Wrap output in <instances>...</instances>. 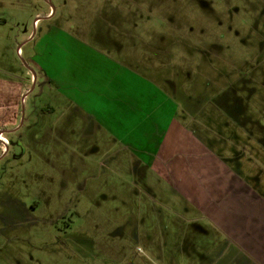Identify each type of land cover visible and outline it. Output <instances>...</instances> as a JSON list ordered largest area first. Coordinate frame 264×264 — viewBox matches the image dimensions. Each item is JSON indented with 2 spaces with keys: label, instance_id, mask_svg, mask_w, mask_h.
Wrapping results in <instances>:
<instances>
[{
  "label": "rangeland",
  "instance_id": "rangeland-1",
  "mask_svg": "<svg viewBox=\"0 0 264 264\" xmlns=\"http://www.w3.org/2000/svg\"><path fill=\"white\" fill-rule=\"evenodd\" d=\"M8 74L37 82L4 134L0 264H252L161 175L133 176L146 155L62 114L79 89L131 91L138 78L177 103L211 152L231 160L237 151L243 180L264 199V0H0V77ZM171 112L161 111L164 122ZM146 114L130 118L138 125Z\"/></svg>",
  "mask_w": 264,
  "mask_h": 264
},
{
  "label": "crops",
  "instance_id": "crops-1",
  "mask_svg": "<svg viewBox=\"0 0 264 264\" xmlns=\"http://www.w3.org/2000/svg\"><path fill=\"white\" fill-rule=\"evenodd\" d=\"M77 77L79 81L81 77L80 70L77 72ZM89 77L91 78L90 75ZM45 79L47 83L54 84L51 78L45 77ZM33 80L37 82V75L33 76L31 74L28 83L24 79L11 74L0 77V130L4 134L15 131L19 126L20 122L17 121V117L22 105L21 97L29 92ZM139 83L141 84L140 88ZM144 83V81L138 82V78H136L131 91H128V86L121 87V84H119V87L113 92L108 90L102 93L103 91H101V95L94 94V97L82 94V96L86 95L87 99L95 98L100 103L101 101L104 102V105L102 103L95 106H90L86 98L81 96L82 91L80 92L79 89L77 90L79 93L68 98L72 103L70 102L71 104L65 108L66 111L64 109L62 117L66 118L69 123H73L74 126V122L77 121L75 116L80 114L83 128L85 127L84 134L90 132L94 136L95 131L107 130V133L111 137L114 136L117 143L121 142L124 148L135 150L136 155H146L149 162L141 169L142 163H137L132 170L133 176L142 178L149 172L161 175L163 181L178 196L186 200L192 208L201 214V219L205 220L207 216H210V219H216L214 221L218 223L217 219L223 216V214H220V210L223 212V209H228V212L223 213L230 212L231 224L234 230L233 236L231 237L220 231L216 226H213L214 229L222 233L239 254L244 253L252 258V264H264V218L258 215L260 211L257 210V201L252 200V193L249 191V188L252 187L243 180L242 176L239 178L230 175L227 169L229 167L222 165L220 158L195 137L193 131L185 125L184 119L178 116L177 103H174L166 95H162L165 100L161 102V95L159 93L155 94L154 91H145ZM54 86L57 89L59 87L55 84ZM139 90L142 92L139 93ZM63 94L65 93H61V95ZM148 104L151 108L148 109L149 112L146 114L147 108L144 107ZM166 105L171 107L172 112L169 113L170 117L166 118V122H164L161 111L164 110ZM41 111L53 113L54 109L46 106ZM157 111L158 115L156 116ZM139 112H144L146 115L143 116V121L137 125L134 124L135 122L130 116H137ZM11 125L14 126L10 128ZM127 128H137L140 136L136 137L134 133H132V136H128L131 131L126 130ZM138 128H141V130L139 131ZM146 128L149 129L147 133L144 130ZM119 129L126 130L125 133L127 134L124 133L125 138L122 135L117 136ZM59 132L64 139L66 131L61 129ZM145 134L148 135L147 138L154 141L153 146L156 145L155 148L151 147L152 150L146 149L143 145ZM124 140L127 142H124ZM109 155L107 157L109 160L114 159ZM223 174H226L225 178L221 177ZM144 188L149 195L152 194L151 197L155 196L150 187ZM143 196L145 197L144 194ZM149 199L151 198L149 197ZM253 206L256 207V211L253 210L254 213H257L255 215H252ZM227 222V220L224 221V223ZM225 225L228 226V224ZM235 225H238L240 232L235 231Z\"/></svg>",
  "mask_w": 264,
  "mask_h": 264
},
{
  "label": "flooded vegetation",
  "instance_id": "flooded-vegetation-1",
  "mask_svg": "<svg viewBox=\"0 0 264 264\" xmlns=\"http://www.w3.org/2000/svg\"><path fill=\"white\" fill-rule=\"evenodd\" d=\"M236 102H237L238 106L237 107L230 106V108H231V111L233 113L235 112V113L239 114V115H237V117H241L240 115L243 116V114H244V107L239 101H236ZM237 123L239 125H242V124H245V123H249V121H247V122H244V121L243 122H239L238 121ZM233 154H234L233 156H235V157H234V159H231V160L229 158H227L226 156H223V154L222 155L216 154V155L218 156V158H220V162L222 163V165H227L229 167V168H227V167L226 168L228 169V172L230 173V175H235V176L240 178L242 176L241 171H240V164H239L240 156H239L237 151H233ZM224 176H226V174L221 175V177L225 178ZM249 191H251V193H252V200L255 199L257 201V203H258V205H257L258 209L257 210L260 211L258 215H260V216H262V218H264V199L259 197V195L256 194L252 188H249ZM253 210H254V212L256 211V207L255 206H253V208H252V215L257 214V213H254ZM220 212H221L220 214H223V216H221V218L219 217V219H217L218 223H216L214 221L216 219H210V216L209 217L207 216L206 217L207 219H205V220L208 221V223L211 222L212 226H216L218 229H220V231L225 232L227 235H230L232 237L234 230H233V227H232V224H231L230 212L229 213H223V212H228V209H223V212L220 210ZM225 217L227 219H223ZM226 220L228 222L224 223V221H226ZM232 222H233V220H232ZM225 224H228V226H230V227H228ZM234 228H235V231L237 233L240 232V228L238 227V225H235Z\"/></svg>",
  "mask_w": 264,
  "mask_h": 264
},
{
  "label": "built area",
  "instance_id": "built-area-1",
  "mask_svg": "<svg viewBox=\"0 0 264 264\" xmlns=\"http://www.w3.org/2000/svg\"><path fill=\"white\" fill-rule=\"evenodd\" d=\"M17 53H18V51H17ZM26 94H24L21 97V104H23L24 97H25ZM3 134H4V132L2 130H0V150H1V154L6 153L7 152V149H8V141L5 139V137L3 136Z\"/></svg>",
  "mask_w": 264,
  "mask_h": 264
}]
</instances>
